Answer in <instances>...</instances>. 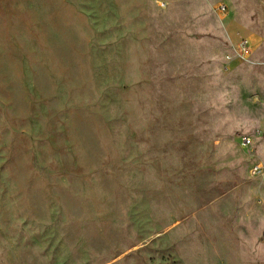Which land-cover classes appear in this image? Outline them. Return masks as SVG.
<instances>
[{
  "label": "rangeland",
  "instance_id": "rangeland-1",
  "mask_svg": "<svg viewBox=\"0 0 264 264\" xmlns=\"http://www.w3.org/2000/svg\"><path fill=\"white\" fill-rule=\"evenodd\" d=\"M0 264H264V0H0Z\"/></svg>",
  "mask_w": 264,
  "mask_h": 264
},
{
  "label": "built area",
  "instance_id": "built-area-1",
  "mask_svg": "<svg viewBox=\"0 0 264 264\" xmlns=\"http://www.w3.org/2000/svg\"><path fill=\"white\" fill-rule=\"evenodd\" d=\"M237 52L240 56H242L244 59H248L253 54V49L251 47H248L245 42H242L237 49ZM245 144H249L250 140L245 138L244 139ZM262 172V168L260 166H256L253 170L254 174H259Z\"/></svg>",
  "mask_w": 264,
  "mask_h": 264
}]
</instances>
